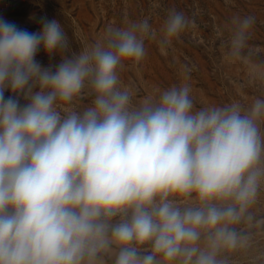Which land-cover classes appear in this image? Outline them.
Returning a JSON list of instances; mask_svg holds the SVG:
<instances>
[{"label":"clouds","instance_id":"clouds-1","mask_svg":"<svg viewBox=\"0 0 264 264\" xmlns=\"http://www.w3.org/2000/svg\"><path fill=\"white\" fill-rule=\"evenodd\" d=\"M190 23L172 10L158 38L148 19L110 25L66 55L57 20L29 32L0 19V264H233L251 246L264 99L197 109L182 82L136 103L121 83L147 40L164 52ZM254 23L233 19L224 61L264 82ZM41 48L61 55L55 70Z\"/></svg>","mask_w":264,"mask_h":264},{"label":"rangeland","instance_id":"rangeland-1","mask_svg":"<svg viewBox=\"0 0 264 264\" xmlns=\"http://www.w3.org/2000/svg\"><path fill=\"white\" fill-rule=\"evenodd\" d=\"M176 10L191 21L171 47L161 52L157 40L145 42L146 57L135 67L121 71V83L130 89L134 102L187 82L197 109L232 102L250 105L264 99V82L249 76L243 64H227L224 54L236 17H255L248 41L252 62L264 64V0H0V19L29 32H39L41 19L61 23L69 40V52H80L100 40L108 26L125 27L148 19L157 38ZM35 59L42 67L58 65L60 54L50 56L41 48ZM13 95L5 91V98ZM91 97L84 96L85 107ZM20 103H27L22 97ZM254 220L251 246L233 255V264H264V189L251 209Z\"/></svg>","mask_w":264,"mask_h":264}]
</instances>
